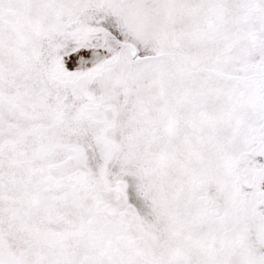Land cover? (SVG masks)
I'll return each instance as SVG.
<instances>
[{
	"label": "snow or ice",
	"instance_id": "obj_1",
	"mask_svg": "<svg viewBox=\"0 0 264 264\" xmlns=\"http://www.w3.org/2000/svg\"><path fill=\"white\" fill-rule=\"evenodd\" d=\"M0 264H264V0H0Z\"/></svg>",
	"mask_w": 264,
	"mask_h": 264
}]
</instances>
